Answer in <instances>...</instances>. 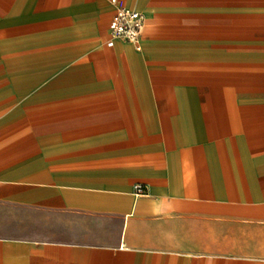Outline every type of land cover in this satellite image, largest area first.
Instances as JSON below:
<instances>
[{
	"label": "crops",
	"instance_id": "obj_1",
	"mask_svg": "<svg viewBox=\"0 0 264 264\" xmlns=\"http://www.w3.org/2000/svg\"><path fill=\"white\" fill-rule=\"evenodd\" d=\"M114 9L0 0V264H264V14L195 28L171 79Z\"/></svg>",
	"mask_w": 264,
	"mask_h": 264
},
{
	"label": "rangeland",
	"instance_id": "obj_2",
	"mask_svg": "<svg viewBox=\"0 0 264 264\" xmlns=\"http://www.w3.org/2000/svg\"><path fill=\"white\" fill-rule=\"evenodd\" d=\"M138 3L150 12L144 32L156 33L157 29L159 34L163 66H153V71L161 70L171 79L177 78L178 58L191 57L195 28L207 27L210 19L232 17L234 32L240 33L235 27L242 25L247 12L264 14V0H139Z\"/></svg>",
	"mask_w": 264,
	"mask_h": 264
},
{
	"label": "built area",
	"instance_id": "obj_3",
	"mask_svg": "<svg viewBox=\"0 0 264 264\" xmlns=\"http://www.w3.org/2000/svg\"><path fill=\"white\" fill-rule=\"evenodd\" d=\"M114 13L108 24L110 38L132 44L136 50H140V39L145 26L144 15L127 7L119 0H111ZM135 195H145L146 187L140 184L134 186Z\"/></svg>",
	"mask_w": 264,
	"mask_h": 264
}]
</instances>
